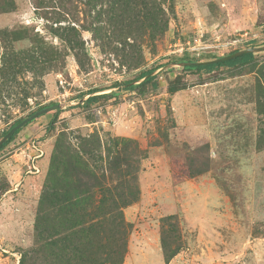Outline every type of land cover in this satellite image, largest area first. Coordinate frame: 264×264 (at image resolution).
<instances>
[{
	"label": "rangeland",
	"instance_id": "1",
	"mask_svg": "<svg viewBox=\"0 0 264 264\" xmlns=\"http://www.w3.org/2000/svg\"><path fill=\"white\" fill-rule=\"evenodd\" d=\"M113 188L138 192L119 264H264V0H0V264H59L58 194Z\"/></svg>",
	"mask_w": 264,
	"mask_h": 264
},
{
	"label": "trees",
	"instance_id": "2",
	"mask_svg": "<svg viewBox=\"0 0 264 264\" xmlns=\"http://www.w3.org/2000/svg\"><path fill=\"white\" fill-rule=\"evenodd\" d=\"M257 55L253 52L250 53H245L241 54L238 56H235L233 58H229L223 61L215 62V63H209L205 66L202 65H195L192 66V69H198L199 71H206L208 73H212L220 68H237V67H242L246 66L248 64L253 63L256 60ZM214 60H216L214 58ZM182 62V61H180ZM180 62L176 63L179 64ZM188 63H197L199 61L195 60H188L186 61ZM154 71H146L143 72L140 76H138L137 80H144L146 81H151L155 77H151L153 75ZM157 87L158 85L155 84ZM106 96V95H102ZM102 98L101 96H95L91 99H89L91 102H96ZM59 112L55 115V118H57ZM21 131L19 129L16 131L13 135L12 138L7 141L2 148H4L11 140L14 139V137ZM65 190V188H64ZM64 198V200L61 201V199ZM58 206L59 209L62 212V217L67 216V214H70L69 217H64V222L63 225L58 221L57 226H62L61 229L63 231H59L58 229L55 231V235H64L62 239H59L58 245L52 244V243H47L46 244V249L49 248L50 250L52 247L55 245V248L57 246V251L58 252H52L53 256H55V261H59V264H72V260L74 259V255L70 254L68 251H77L78 254L80 255L81 252V245L84 240L88 242V246L91 248V246H95L97 244H101L100 248H109L110 244L109 242H119V244H116L115 252L116 256H118V261L116 264H119L121 262L122 255L126 251V245H125V238L128 233L129 225L125 222L123 218V209L134 202L138 200V192H135L132 188H127L124 190H117L116 188H113V190H105V193L102 194V198L97 202L94 203L88 199H84L77 203V200L72 202L67 200V195L64 193H59L58 194ZM57 207V205L54 206V208ZM89 207L90 210L93 209L94 213L97 215L96 219H98L97 224L90 225L88 227V224L90 221H79L81 219H86L89 217L90 213L89 212ZM79 212H83V216L79 214ZM52 213H46L43 214V216H40L39 224L40 221L42 225H50L52 218ZM56 226V225H55ZM77 226L78 229L76 228ZM39 227V225H38ZM100 227L101 229H107L108 233L111 235H108L111 238V241L109 240L110 238H107L106 236L96 234L95 228ZM39 231L41 230L42 232L45 233V230H42L40 227L38 228ZM81 229V230H79ZM104 233V232H103ZM78 237V238H77ZM115 237V238H114ZM75 240H78L75 242ZM78 242L80 243V247L77 246ZM109 243V244H108ZM75 245L74 248L71 246ZM163 246H164V251H165V256L167 261L171 260L176 253L178 252L179 249L171 251V253L168 252V246H167V238L164 237L163 239ZM54 248V249H55ZM170 248V247H169ZM171 249V248H170ZM57 253V254H56ZM82 253V257H85L86 255V250H84ZM54 260V258H53Z\"/></svg>",
	"mask_w": 264,
	"mask_h": 264
},
{
	"label": "water",
	"instance_id": "3",
	"mask_svg": "<svg viewBox=\"0 0 264 264\" xmlns=\"http://www.w3.org/2000/svg\"><path fill=\"white\" fill-rule=\"evenodd\" d=\"M43 112H45V110H44ZM25 124H26V123H23V124L19 125L18 127H16V128L13 130V132L11 133V136H12L16 131H18L19 129H21Z\"/></svg>",
	"mask_w": 264,
	"mask_h": 264
}]
</instances>
